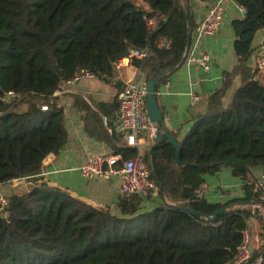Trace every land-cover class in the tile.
<instances>
[{
    "label": "trees",
    "instance_id": "1",
    "mask_svg": "<svg viewBox=\"0 0 264 264\" xmlns=\"http://www.w3.org/2000/svg\"><path fill=\"white\" fill-rule=\"evenodd\" d=\"M186 1L192 31L190 2L208 0H0V185L21 179L35 184L0 204V264H226L233 259L249 221L258 220L254 208L263 202L244 169H264V72L246 67L254 36L264 29V0H231L244 11L231 23L237 64L223 73L205 112L191 117L178 143L179 163L166 140L144 152L158 201L152 194L120 196L115 216L108 207H93L49 187L39 176L43 160L67 140L63 112L53 98L61 83L86 70L117 86L114 64L131 51H146L145 58L132 57L130 64L146 83L157 81V99L159 86L181 67ZM154 15L164 21L147 35L143 17ZM167 41L170 49L157 47ZM236 76H243L241 86L224 107L222 98ZM7 93L16 98L4 101ZM18 106L24 111L16 112ZM73 107L84 113L89 138L124 160L137 154L118 147L117 96L92 106L74 98ZM222 168L241 180L243 196L224 204L196 198L203 177ZM219 209L224 214L207 223ZM263 249L246 264H260Z\"/></svg>",
    "mask_w": 264,
    "mask_h": 264
},
{
    "label": "crops",
    "instance_id": "2",
    "mask_svg": "<svg viewBox=\"0 0 264 264\" xmlns=\"http://www.w3.org/2000/svg\"><path fill=\"white\" fill-rule=\"evenodd\" d=\"M216 0L207 2H190V17L194 26L200 22L209 7ZM144 10L147 6L138 2ZM244 12H241L238 6L228 1L224 5L223 19L220 30L217 34L204 37L199 41L196 47H193L194 36L191 35V46L188 54V63L185 62L177 69L157 90V104L163 115L165 126L170 134H174L177 142L180 143L185 134L191 127L190 119L192 116L203 114L206 109V102L209 96L220 89L223 81V73L231 72L237 64V59L233 51L234 33L231 23L234 20L243 18ZM264 44V29L258 31L252 41L253 52L246 62V67L253 70V56L255 52ZM200 52L207 55L208 70H204L198 63ZM261 72L260 74H262ZM139 78L141 75L132 67L123 68L117 72L115 82L117 86L106 85L97 79H81L72 85L61 83L57 95L53 96L55 103L62 109L63 126L67 134V140L64 146L56 155H48L42 162L40 177L49 187L58 188L66 191L73 198H76L93 207H108L109 211L119 215L115 206L120 197V181L114 179L105 182L101 179L86 181L82 179L77 168L85 164L95 155L111 154L105 144L94 141L83 132L82 116L84 113L77 111L73 107L74 98L86 102L89 106L97 103H110L118 95L123 84L130 78ZM243 76H236L230 88L222 98V104L227 107L232 101L236 90L241 86ZM193 91L199 98L195 104H191L189 93ZM154 131L151 130L146 135L142 143V150L145 152L153 145ZM251 176L259 184L264 200V169H251ZM207 191L203 198L210 204H224L234 198L243 196L241 180L231 174L229 168H222L214 175H205L203 177ZM37 184V183H36ZM35 185V184H34ZM32 182L25 179L14 180L5 185H0V198L11 195H21L27 192L32 186ZM257 186V185H256ZM153 195V194H152ZM152 201H158V197L152 198ZM146 208L149 204H145ZM259 213L256 214L257 221H249V232L253 238L258 239V235L264 234V208L256 206ZM254 208V209H255ZM262 224L258 235H253L251 231L253 226L258 227Z\"/></svg>",
    "mask_w": 264,
    "mask_h": 264
},
{
    "label": "built area",
    "instance_id": "3",
    "mask_svg": "<svg viewBox=\"0 0 264 264\" xmlns=\"http://www.w3.org/2000/svg\"><path fill=\"white\" fill-rule=\"evenodd\" d=\"M230 0H216L214 4L206 11L204 18L194 26L191 35L194 36L193 47H196L201 39L210 37L218 33L220 30L224 5ZM241 12H244L241 7H238ZM144 26L147 35L153 34L164 21L162 16H145L143 17ZM191 46V43H190ZM158 48L170 49V42L157 43ZM190 49V48H189ZM189 54V53H188ZM148 55L146 51L129 52L127 58L118 60L114 64V68L119 72L123 68L131 66L130 60L132 57L142 59ZM185 62L188 61V56ZM199 65L208 70L207 55L200 52ZM253 70L264 72V47L259 48L253 56ZM92 74L86 70L80 71L72 80L63 82L65 85H72L81 79H93ZM58 91V90H57ZM57 91L53 96L57 95ZM146 82L142 76L139 78L132 77L123 84L122 89L117 95L118 111L116 113L115 127L116 132L120 135V143L118 147L132 148L137 151V154L128 160H124L120 155H95L85 164L77 168L79 176L86 181L101 179L105 182L118 179L120 181L119 193L123 197H137L145 199L149 195L157 191L154 182L150 178V168L144 160V151L142 143L146 135L154 127L150 124L146 113ZM191 104L199 101L198 96L191 91L189 93ZM16 98L13 93H7L3 100L12 101ZM41 111H47L46 106L40 107ZM105 124V120H103ZM108 133L110 131L108 130ZM154 137V134H153ZM207 191L206 184L202 183L195 191L196 198H203ZM0 204L6 206V200L0 198ZM249 228V227H248ZM253 243H257V239L251 236L249 230L242 233V241L236 250L233 259L226 264H246L252 257L254 252Z\"/></svg>",
    "mask_w": 264,
    "mask_h": 264
},
{
    "label": "water",
    "instance_id": "4",
    "mask_svg": "<svg viewBox=\"0 0 264 264\" xmlns=\"http://www.w3.org/2000/svg\"><path fill=\"white\" fill-rule=\"evenodd\" d=\"M185 20H186V26H187L186 45H185V50H184V54L182 57V61H181V64L179 65V67L185 63L186 58H187L188 53H189V48H190V43H191V28H190L189 8H188V2L187 1L185 3ZM156 83H157V81H150V82L146 83V93H147L146 94V102H145L146 113H147L148 120H149L150 124L155 129L154 137L152 139V143H153L152 148H154L160 142L166 140V142L171 147L174 148V150H175L174 163L178 164L179 163V144H178L176 138L169 134V132L165 126L163 115H162L161 110H160V108L157 104V101L155 99L154 89H155ZM244 170L247 171L251 176L250 170H248V169H244ZM251 178H252V180L255 181V179H253L252 176H251ZM256 185L260 189V191L263 192V190H261V188L257 182H256ZM258 206H261L264 208V200ZM174 208H176V207L174 206ZM180 209L182 211L190 214L191 216H193L195 218L200 217L198 213H196L195 211H193L189 208H180ZM254 211L256 214L259 213L258 208H255ZM224 212H225L224 209H219L217 212H215V214L211 218H208L206 220V222L209 224H215L218 217L220 215L224 214ZM263 258H264V249L262 250L260 264H262Z\"/></svg>",
    "mask_w": 264,
    "mask_h": 264
},
{
    "label": "rangeland",
    "instance_id": "5",
    "mask_svg": "<svg viewBox=\"0 0 264 264\" xmlns=\"http://www.w3.org/2000/svg\"><path fill=\"white\" fill-rule=\"evenodd\" d=\"M15 111L16 112H22V111H24V107H21V106H18L16 109H15ZM157 195H158V193H157V191H155L154 193H153V195H151V198H154L155 196L157 197ZM3 199H6V197H2ZM263 229H261V227L258 225V227H254L253 226V228H252V232H253V235H258V233H259V231H262ZM252 236V235H251ZM259 236V235H258ZM253 245H254V252L255 251H257V250H259V249H261V247L264 245V234H263V237L262 238H260V237H258V239H257V243H253Z\"/></svg>",
    "mask_w": 264,
    "mask_h": 264
}]
</instances>
